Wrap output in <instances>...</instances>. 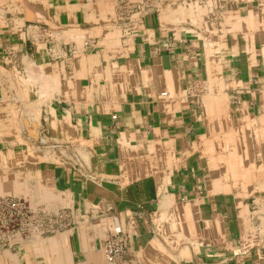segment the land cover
I'll return each mask as SVG.
<instances>
[{
    "label": "crops",
    "instance_id": "0c3cea01",
    "mask_svg": "<svg viewBox=\"0 0 264 264\" xmlns=\"http://www.w3.org/2000/svg\"><path fill=\"white\" fill-rule=\"evenodd\" d=\"M0 185L23 264H264V0H0Z\"/></svg>",
    "mask_w": 264,
    "mask_h": 264
},
{
    "label": "built area",
    "instance_id": "2783aa9c",
    "mask_svg": "<svg viewBox=\"0 0 264 264\" xmlns=\"http://www.w3.org/2000/svg\"><path fill=\"white\" fill-rule=\"evenodd\" d=\"M16 215L18 216L16 217ZM56 225L54 226L55 229ZM39 226L42 229L43 222L35 218L34 210L29 203L14 197L0 199V239L2 240L0 244H7L10 247L15 244H12L11 241L17 233H20V236H27L35 232ZM49 226L50 229L53 228V224L50 223L47 228ZM126 249L125 234L120 227H117L114 232L110 233L105 244L107 257L109 260H116L117 264H131L126 256Z\"/></svg>",
    "mask_w": 264,
    "mask_h": 264
},
{
    "label": "rangeland",
    "instance_id": "374dc122",
    "mask_svg": "<svg viewBox=\"0 0 264 264\" xmlns=\"http://www.w3.org/2000/svg\"><path fill=\"white\" fill-rule=\"evenodd\" d=\"M163 0H142V3H146L148 6H156V4H160ZM227 175H230V173H227ZM252 178L255 179L254 177H256V174L252 173L251 174ZM232 180L229 179L228 180V183L231 184ZM204 187V186H203ZM203 192H205V188L203 190ZM7 197H14V198H18V199H22L24 201L27 202V204L30 202L23 198V197H19V196H13V195H1L0 196V199L2 198H7ZM245 199V198H244ZM247 199V198H246ZM31 205V208L34 210V214H35V218H37L38 220H42L43 222V228L41 229L40 226L35 230V232L33 233H36V234H39V236L41 237H38L36 239H44L48 236H51V235H54L55 233H58L59 229H55V225L58 221H56V219L54 218L55 214L53 213H49L47 210H44L43 208H40L39 206L37 207H33L32 204ZM248 213H251V215L254 213V211L256 210L257 208V205L255 203H251L248 204ZM18 215H16L17 217ZM64 222V221H63ZM67 222V221H65ZM53 224V228L50 229V226L47 228V225H50ZM119 227L118 225H113V227L111 228V232H114L115 228ZM5 231V230H4ZM30 235H27L26 237L24 236L23 239L29 237ZM110 237V233L109 234H105L103 235V243L101 244L100 246V258L102 260L101 263L103 264H117V261L116 260H109L108 257H107V253H106V250H105V244L108 240V238ZM33 236L30 237V240L28 242H32L33 243L35 242L36 240ZM1 243H2V240L0 239ZM23 244L22 242H17L15 243L14 245L10 246L7 245V244H0V264H1V260L4 258L5 255H8L9 256V261H10V264H23L24 263V258H25V255L23 254ZM7 248H11V249H7Z\"/></svg>",
    "mask_w": 264,
    "mask_h": 264
},
{
    "label": "bare ground",
    "instance_id": "6f19581e",
    "mask_svg": "<svg viewBox=\"0 0 264 264\" xmlns=\"http://www.w3.org/2000/svg\"><path fill=\"white\" fill-rule=\"evenodd\" d=\"M232 174H234V172ZM31 236H33L35 239L38 238V237H41V236H39V234H36V233L30 234L29 237H31ZM23 238H24V236H20V233H17L16 237L11 241V243L12 244L16 243V242L20 243V242H22L24 240ZM34 243L39 244L40 247H41L40 249H43V250H49V248H50L49 245H51L52 247L55 248L56 252H58L60 247H61L60 240L58 238H50V239H47V240H45V239H36ZM7 249H11V248H7ZM61 255H62V253H61ZM52 256H53V254H52ZM1 261H2L1 264H10L8 255H5L4 258ZM45 262L48 264V261H45ZM100 264H102V263H100Z\"/></svg>",
    "mask_w": 264,
    "mask_h": 264
}]
</instances>
